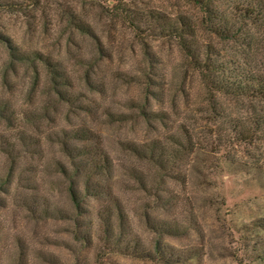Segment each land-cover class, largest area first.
Segmentation results:
<instances>
[{
	"label": "rangeland",
	"instance_id": "374dc122",
	"mask_svg": "<svg viewBox=\"0 0 264 264\" xmlns=\"http://www.w3.org/2000/svg\"><path fill=\"white\" fill-rule=\"evenodd\" d=\"M70 13L93 34L73 31ZM201 20L188 0H0V264H264V230L254 225L264 218V141L234 145L223 130L264 103L217 94L223 116L213 117L194 64L209 57L263 71L264 31H251L249 44L223 40ZM181 21L193 35L185 47L161 34ZM13 47L43 58L15 62ZM44 57L60 71V93ZM81 127L113 161L123 244L151 249L159 239L187 258L164 263L105 246L95 197L83 196L85 211L73 218L60 141ZM132 143L154 147L161 169ZM131 169L151 190H140ZM155 219L180 231L161 237L148 226Z\"/></svg>",
	"mask_w": 264,
	"mask_h": 264
},
{
	"label": "trees",
	"instance_id": "16d2710c",
	"mask_svg": "<svg viewBox=\"0 0 264 264\" xmlns=\"http://www.w3.org/2000/svg\"><path fill=\"white\" fill-rule=\"evenodd\" d=\"M188 1L193 3L202 13L201 24L204 30L223 40L234 41L240 38L248 40L247 44H249L252 40L257 39L251 31H264V0ZM66 21L68 22L67 25L75 32L84 35L93 34L91 28L73 13H70ZM186 27L189 29L190 25L184 21H181L179 27L177 24L172 23L161 29V34L173 35L179 39V44L185 47L188 45L186 35L193 36ZM10 55L13 60H17L15 62L19 63H35L43 58L39 52L21 51L17 47L11 49ZM44 60L50 67L51 86L55 92L60 93L59 86L62 85L60 71L49 59L44 57ZM194 64L206 92L209 93L207 99L213 117L218 116L221 108L218 104V98H216L217 94L244 98L251 103L253 101L264 103V70L241 68L235 61L222 62L214 58L211 60L209 57H204V59H200ZM87 83H89V80H87ZM251 106L254 105L251 104ZM141 112L149 116L147 111L142 110ZM219 115L223 116L222 113ZM125 118L126 115H119L120 120H125ZM223 122L227 125L224 126L223 130L229 143L251 147L255 146L259 140L264 141V112L251 111L244 118L243 116L239 119L230 117L227 122ZM94 137L95 135L91 129L81 127L65 132L60 141L62 151L70 162V167H65L60 163L59 170L68 181L67 195L72 207L73 218H76L74 216L75 212L80 214L85 211L82 205L83 196L95 197L101 200V206L97 213L100 228L97 237L105 246H117L122 251L130 250L140 259L158 260L164 263L169 261L177 263L187 258L189 254L186 251H175L173 247L172 249L168 248L159 239L156 240L154 247L151 249L139 247L137 240L132 244H123L122 232L125 213L119 202L114 199L115 193L110 177L113 161L98 142L89 143L90 140L95 139ZM75 142H82L83 145H76ZM127 146L136 157L146 160L161 169L162 156H159L154 147H146L137 143L128 144ZM261 164L264 170V157ZM130 175L139 184L141 191L151 190L147 188L141 172L131 169ZM3 182V180H0V188ZM154 196L161 197L158 194H154ZM254 225L264 230V218L256 219ZM148 226L161 237L175 236L180 231L177 225L162 219H155Z\"/></svg>",
	"mask_w": 264,
	"mask_h": 264
}]
</instances>
